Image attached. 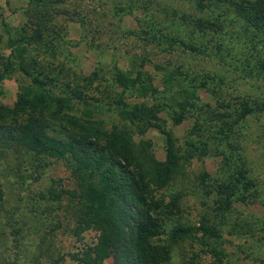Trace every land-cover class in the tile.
<instances>
[{
	"label": "rangeland",
	"instance_id": "374dc122",
	"mask_svg": "<svg viewBox=\"0 0 264 264\" xmlns=\"http://www.w3.org/2000/svg\"><path fill=\"white\" fill-rule=\"evenodd\" d=\"M167 6L180 9L178 14L195 12L187 0H0V104L12 106L19 93L37 91L17 66V46L23 44L24 55L36 57L34 71L40 72L45 88L64 101L63 111L95 121L106 131L113 126L126 129L133 141H147L159 161L166 158L170 137L179 165L173 181L157 192L166 205L162 215L184 227L197 229L205 223L216 235L195 229L175 242L167 233L161 235L170 247L165 264H264V77L240 79L241 70L233 64L221 65L216 57L146 34L145 23L153 16L171 24L165 31L172 36L195 38L178 14H167ZM43 20L48 29L38 31L35 39L32 32ZM118 70L129 76L140 73L142 81L124 89L115 80ZM191 77L192 84H201L190 92L194 101L184 102ZM51 78H57L54 85ZM66 83L92 99H73ZM241 102L255 109L234 127L227 153L231 164L247 169L253 186L219 218L213 211L217 195L208 192L223 178V159L215 155V143L194 134L193 114L199 104H217L227 112L240 109ZM135 104L152 109L148 126L140 118H122L121 109ZM200 142L209 144L207 152L200 151ZM25 158L22 151L0 155V264H82L71 254L94 244L97 232L74 235L75 220L65 210L66 201L58 205L40 199L44 193L75 188L71 168L63 159L45 157L34 171ZM103 264H116V258L110 256Z\"/></svg>",
	"mask_w": 264,
	"mask_h": 264
},
{
	"label": "trees",
	"instance_id": "16d2710c",
	"mask_svg": "<svg viewBox=\"0 0 264 264\" xmlns=\"http://www.w3.org/2000/svg\"><path fill=\"white\" fill-rule=\"evenodd\" d=\"M187 2L195 12L182 11L178 14L180 9L175 6H167L165 10L171 17L178 14L184 23L190 25L192 33L188 31L189 36L193 34L195 38L188 41L178 34L172 36L170 31H165L170 29L171 24L163 17L153 16L150 17L151 21L145 23L146 34H158L157 39H164L168 45L180 43L195 53L216 57L221 65L233 64V67L241 70L240 79L251 75L264 77V0ZM38 28L32 32H36L32 35L35 39L38 31H47V21L43 20ZM21 39L25 42L24 38ZM30 39L28 37L27 41ZM18 46L17 66L37 86V91L19 93L12 106L0 104V155L22 151V155H26L27 165L34 167V171L42 166L45 157L63 159L69 165L76 187L62 188L56 193L48 192L50 196L44 193L40 199L47 202L56 200L58 205L66 201L65 210L75 220L72 229L74 235H80L85 230L97 232L94 244L83 249L81 254H71L79 263L103 264L106 258L114 256L116 264H165L170 257V247L161 241V235L167 233L170 240L175 242L196 229L181 226L175 221L170 224L169 219L162 215L166 205L157 192L173 181L179 165L170 137L166 145V158L159 161L154 158L147 141H133L126 129L113 126L106 131L95 121H81L63 111L64 101L45 88L43 79L39 77L40 72L35 74L36 57L24 55V45ZM140 79V73L129 76L118 70L115 75L116 83L124 89L139 85ZM194 79H189L184 102L194 101L190 92H195L201 84H192ZM202 79L206 81L204 75ZM56 80L51 78L50 81L54 85ZM65 86L73 99L84 102L92 99L79 88L69 87L67 83ZM218 102L220 100L217 99ZM217 104L214 108L209 104L197 105L193 127L195 135L207 137L208 141L215 143L217 149H212L216 150L215 155L223 159V164L219 166L223 178L215 180L208 193L217 195L214 215L224 218L232 204L244 200L245 193L253 186L246 176L247 169L231 164L233 161L227 149L230 151V134L234 127L255 107L241 102L240 109L235 107L223 112L216 108ZM121 116L128 120L140 118L148 126L153 121L154 113L148 106L135 104L130 110L122 108ZM74 129L78 131L74 132ZM200 145V151L204 152L210 147L205 142H200ZM178 196L179 193H176L174 198ZM172 205L175 206L174 203ZM199 229L202 234L209 232L216 235V231L205 223L196 230Z\"/></svg>",
	"mask_w": 264,
	"mask_h": 264
}]
</instances>
